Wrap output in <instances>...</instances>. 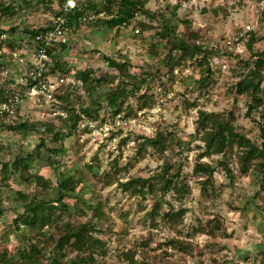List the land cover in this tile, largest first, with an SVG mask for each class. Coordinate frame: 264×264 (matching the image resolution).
Here are the masks:
<instances>
[{
    "label": "rangeland",
    "instance_id": "obj_1",
    "mask_svg": "<svg viewBox=\"0 0 264 264\" xmlns=\"http://www.w3.org/2000/svg\"><path fill=\"white\" fill-rule=\"evenodd\" d=\"M2 5H14L16 13L0 12V60L4 64L0 69V87L18 92L24 88L23 80L32 61L33 49L26 42L25 31L51 25L60 5L57 0H0ZM101 9L99 5L98 10ZM146 9L149 17L139 14L130 24L111 31L103 25L102 14L93 11L96 15L93 20L73 24L67 35V48L59 54L71 68L91 69L95 77L117 74L104 57L127 59L135 77L133 81L141 89L135 91L129 86L117 112L104 100L111 84L98 88L97 99L91 100L80 82L70 75L56 73L52 75L55 87L52 97L45 91L36 101H26L17 109L19 115L15 114L13 121L68 125L63 122L65 103L57 98L59 94H68V105L77 112L100 100L99 117L83 119L76 129L66 130L70 134L62 135L60 140H54L44 128L28 135L6 128L1 131L0 162L9 166L8 173L3 175L0 165V245L13 251L24 240L25 228L18 229L15 222L23 211L24 196L54 198L58 173L80 172L84 181L74 194L65 197L64 203L72 207L69 218L76 223L92 219L93 210L87 204L95 207L100 202L104 206L105 218L93 219L98 221L96 235L107 249V255L99 257L98 264H259L260 252L264 250V174L250 171L242 175L236 157L230 154L227 160L231 176L216 166L214 188L208 186V194L204 195L203 179L193 174V168L203 152L195 125L198 108L232 112L234 125L259 142L258 123L263 122L264 109L259 108L252 118H247L248 99L236 96L234 86L241 68L239 61L250 59L252 53H264V0H148ZM173 12L179 24V37L195 34L196 43L211 53L209 75L199 66L200 56L182 61L173 72L169 71V54L159 31L162 15L174 17ZM141 21L144 27L139 25ZM12 27L17 28L13 38H2L3 32ZM251 33L255 38L253 50L247 46ZM9 41L19 47L16 52L24 64L11 56ZM193 103L197 106H190ZM157 132L173 133L183 145L164 155L148 150L143 158L139 157L137 149L142 137H152ZM42 140L44 148L38 150L36 147ZM29 155H32L29 173L49 179L52 184L49 190L22 181L11 168L16 157ZM220 159L221 156L213 155L201 161L216 165ZM166 162L188 184L181 201L176 200L174 193H168L162 202L164 211L168 210V203L177 210H186L176 228L165 224L162 216H157L156 222L150 220L152 196L142 198L119 185L132 177H151ZM87 165L93 168L92 173ZM94 173L98 176L113 173L118 182L106 185ZM215 217L221 221L226 235L201 231ZM49 232L50 229H45L44 235ZM174 239L175 247L169 245ZM129 250L137 252L134 263L125 259Z\"/></svg>",
    "mask_w": 264,
    "mask_h": 264
},
{
    "label": "trees",
    "instance_id": "obj_2",
    "mask_svg": "<svg viewBox=\"0 0 264 264\" xmlns=\"http://www.w3.org/2000/svg\"><path fill=\"white\" fill-rule=\"evenodd\" d=\"M64 0H57L59 5ZM81 4L79 10L75 11L72 16V24L87 23L81 22L85 16L103 15V25L107 31H111L121 26H126L139 14L149 17L146 3L148 0H78ZM101 5L102 9L98 10ZM93 11H96L93 13ZM2 15H14L16 9L14 5L0 6ZM174 17L162 15L163 24L159 31V36L164 45L167 47L169 54V71L180 65V62L187 59H193L200 56L199 66L206 70L208 75L211 73L209 69L210 52L205 50L203 46L198 45L195 41V34H190L188 37L178 35L177 29L179 24ZM93 18V19H94ZM92 19V20H93ZM91 21V20H90ZM190 23L185 22V25ZM141 27L144 23L139 22ZM187 25V26H188ZM49 27V26H48ZM45 28L30 29L25 31L27 43L35 48L33 37L35 34L43 31ZM17 33V28L12 27L3 32L2 38L9 40L12 35ZM255 43V38L251 33L250 40L247 44L250 50ZM11 55L19 50L15 47L12 41H9ZM67 44H60L52 49L53 66L50 68L49 74L53 75L61 73L66 76H72L76 81L81 83V87L88 94L91 100L97 99V89L107 84L112 85V89L105 96L107 106L117 112L122 103V99L128 94V87L133 90L141 89L140 84H135L134 75L131 73L129 61L115 60L110 57H104L105 62L117 72V74L107 73L101 77L93 76L91 69H73L62 61L59 54L65 51ZM2 47L0 46V51ZM14 50V51H13ZM252 57L248 60L239 61L241 66L240 71L236 76L238 81L235 83L234 89L236 96L246 97L248 99L246 117L252 118L254 111L259 108L264 109V53H252ZM4 66L0 60V69ZM118 80V81H117ZM208 80V78H206ZM117 81V82H116ZM145 82V81H143ZM205 82V81H204ZM116 84V85H115ZM14 93L7 87H0V105L5 103L9 96ZM60 101L65 103L63 107L66 118L64 123L68 125L56 127L52 123H31L30 121L14 122L13 117L0 116V133L3 129H7L19 135H28L30 132L44 128L49 133H52L54 140H60L66 130L72 131L76 129L79 123L87 119H96L99 117L101 109L100 100H96V104L90 102L85 108L79 112L72 110L68 105V94L57 95ZM190 106L196 107L195 103ZM16 114V113H15ZM19 113L17 112L16 117ZM15 117V118H16ZM264 117V115H263ZM196 133L198 140L203 145V152L199 153L198 160L195 162L193 174L202 178L204 195L208 194V186L214 188V173L216 166L222 167L228 176H231L232 171L229 168L227 156L234 155L239 164V170L242 175H247L250 171H256L264 174V119L259 122V142L254 141L241 132L234 125L233 113H218L210 112L202 108L197 109V119L195 121ZM66 127V128H65ZM42 140L37 149L44 148ZM183 143L173 133L157 132L152 137H142V141L138 143L137 154L143 158L148 150L164 155L168 150H172L175 146H182ZM54 152V150H52ZM221 156V159L213 163L202 162L203 157ZM32 164V155L27 157H16L11 163V168L19 173L20 179L24 182L36 184L39 188L47 191L52 186L51 181L43 175L29 173ZM1 172L3 175L8 173V164L0 162ZM87 169L92 173L93 168L87 165ZM56 170L58 171L57 167ZM58 179L55 186L54 198H41L40 196H24L23 211L17 217V228L24 226V240L19 245L10 250L6 245H0V264H98V258L107 255V249L104 241L97 237L96 229L98 221L105 218L104 206L98 202L95 207L87 204L89 209H92V219L85 223H76L70 216L71 206L64 203L66 196H71L75 193L79 185L84 181L83 173L78 175L58 173ZM96 179L106 185L118 182V179L113 173H103L98 176L94 173ZM120 187L125 191L133 193L137 196L145 198L150 195L154 199L152 210L149 213V218L152 222H156L157 216H162L165 224L171 228L178 227L185 215L186 210L179 208L178 210L168 203V210L163 209V199L168 193H174L176 200L181 201L185 191L188 189V184L181 178V174L174 170L173 165L166 162L162 165L160 172L155 173L151 177H132L126 182H120ZM53 189V187H52ZM93 219H97V223ZM50 229L47 236L44 235L45 229ZM201 228V227H200ZM21 230V229H20ZM211 235H226L219 218L209 219L201 229ZM177 240H171L169 245L176 246ZM74 253V256L70 255ZM134 250L127 251L125 259L134 263ZM243 255H241V258ZM247 258V256L243 257ZM259 264H264V250L260 252Z\"/></svg>",
    "mask_w": 264,
    "mask_h": 264
},
{
    "label": "built area",
    "instance_id": "obj_3",
    "mask_svg": "<svg viewBox=\"0 0 264 264\" xmlns=\"http://www.w3.org/2000/svg\"><path fill=\"white\" fill-rule=\"evenodd\" d=\"M81 4L78 0H64L59 6L57 14L52 18V23L33 37L35 48L31 52L30 70L23 80L24 88L12 93L8 100L0 105V116L13 117L19 107L28 100H37L45 91L54 92L52 75L49 74L53 66L52 49L67 41L68 32L71 31L72 16L79 10ZM104 14H102L103 16ZM94 16H85L81 22H87ZM17 62L24 64L18 52L11 55Z\"/></svg>",
    "mask_w": 264,
    "mask_h": 264
}]
</instances>
